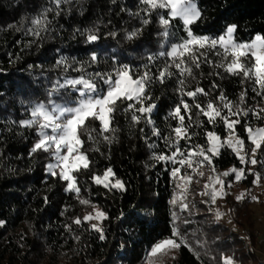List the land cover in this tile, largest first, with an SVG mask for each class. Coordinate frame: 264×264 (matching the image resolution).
<instances>
[{
    "label": "trees",
    "instance_id": "1",
    "mask_svg": "<svg viewBox=\"0 0 264 264\" xmlns=\"http://www.w3.org/2000/svg\"><path fill=\"white\" fill-rule=\"evenodd\" d=\"M197 4L202 18L191 26L197 35L218 36L232 24L237 25L238 41L264 35V0H197ZM49 6V0H0V221L5 222L0 226V264H221V254L234 256L237 264H264L254 254L247 253L243 234L222 219L217 221L210 197L199 194L211 175L207 167L202 169L203 178L191 173L193 181L186 185L183 201L189 208L183 210L180 200L171 203L183 190L170 178L165 166L151 159L152 152L160 151L163 144L156 141L160 148L149 149L144 139V135H150L149 128L143 122L131 126L129 114L118 111L115 115L114 126L118 131L112 144L85 142L83 150L92 163L88 170L74 173L81 189L79 199L75 192L65 191V181L46 172V153L29 155L36 139L34 130L20 128L11 121L27 118V102L45 99L51 82L60 75V70L54 67L60 55L85 60L91 51L111 55L115 50L125 63L140 65L145 62V54L158 51L161 43L155 14L138 38L125 39L126 32L141 27L139 17L130 15L138 11V0H117L115 4L111 0H72L70 13L61 12L59 16L48 13L49 31L42 32L39 38L26 35L25 30L32 27L29 21ZM173 24L176 27L169 42L177 43L185 32L179 20ZM92 28L101 39L88 44L76 29ZM109 32L117 33L116 37L107 35ZM209 56L213 61L218 59L211 53ZM110 63H102L101 68ZM193 71L197 80L186 81L190 89L199 83L209 91L213 81L220 86L208 97L198 96L201 104L217 96L221 89L233 101L242 91L239 78L229 76L222 69L202 63L200 69ZM214 72L221 75H211ZM176 87L175 77L152 87L157 104L152 118L163 131L169 123L164 117L180 99ZM254 95L249 89L248 105L259 101V97L252 99ZM195 113L193 109L194 118ZM249 119L256 127L264 126V121L256 120L251 114ZM92 126L98 128L99 124L94 121ZM141 127L145 128L144 135ZM204 127L209 128L207 123ZM215 131L222 138L225 135L223 125ZM237 133L244 138L245 150L249 151L251 145L242 125L237 126ZM197 142L204 143L203 137L197 138ZM95 147L100 151L92 150ZM257 159L264 160V149L258 151ZM213 163L221 173L233 166L241 167L228 149H223ZM109 167L115 173L114 179L124 183L125 190L105 189L93 182V174L100 175ZM258 169L263 172L264 167L259 164ZM253 179L248 175L241 181L242 186L253 189ZM80 200H88L90 204H82ZM206 200L209 203L202 202ZM250 204L246 197L233 209L234 222L242 229L251 230L255 225ZM93 206L107 216L100 225L103 240L91 222L83 221ZM77 217L82 220L80 225L74 223ZM185 220L190 222L185 224ZM174 226L179 227L192 250L182 245L168 255L158 253L154 257L151 248L171 237ZM194 253L200 254L199 260Z\"/></svg>",
    "mask_w": 264,
    "mask_h": 264
},
{
    "label": "snow or ice",
    "instance_id": "2",
    "mask_svg": "<svg viewBox=\"0 0 264 264\" xmlns=\"http://www.w3.org/2000/svg\"><path fill=\"white\" fill-rule=\"evenodd\" d=\"M49 3V7L29 21L32 27L25 30L26 35L39 38L42 32L49 31L51 24L49 12L59 16L61 12L70 13L72 10V0H49ZM111 3L115 4L117 0H111ZM121 11L125 9L121 8ZM153 14L161 29L157 33L161 43L158 51L145 54L143 64L125 63L115 50L111 55L91 51L85 60L59 56L54 67L60 70V75L51 82L45 99L27 103L21 101L22 104L26 103L27 118L11 121L20 128L34 130L36 139L29 150V155L37 152L46 153L48 157V163L45 164L46 172L67 182L65 191L75 192L79 199L81 189L74 173L88 170L92 163L88 159L87 151L83 150L84 144L86 141H91L94 145L101 141L112 144L118 131L114 126V120L119 111L129 114L131 126L135 127L143 122L149 128L150 135H144L145 128H140L149 149L160 148L156 141L162 142L163 148L160 151H153L151 159L165 166L170 178L178 182L177 187L183 191L171 203L175 204L180 200L183 210L189 208V204L183 201L186 199L184 196L187 191L186 185L193 181L191 173L203 178L202 169L205 167L211 175L207 177L204 190L199 194L209 196L212 204L216 203L218 197L224 198L228 195L226 187L231 188L234 183L246 180L248 175L254 177L253 187L260 186L261 174L254 172L251 166L259 163L264 167V160L257 159V152L264 149V126H254L249 117L251 114L256 120L264 121V107L260 106L264 104V35L257 34L250 41H238L235 37L237 31L235 24L226 26L218 36L197 35L191 27L202 18L197 0H138V11L130 15L139 17L141 27L126 32L125 39L131 41L138 38L143 27L152 23ZM175 20L181 22L185 36L177 43H170L169 37L174 35L176 27L173 24ZM76 32L84 36L88 44L101 39L95 28L84 31L76 29ZM107 35L115 38L117 33L109 32ZM209 53L218 59L213 61ZM107 61L111 63L101 68V64ZM202 63L239 78L242 91L235 101L229 99L221 89L213 99H208L204 104L199 102L198 96L208 97L212 91L220 88L215 81L212 82L209 91H205L199 83L194 88L188 87L186 81L189 78L197 80L193 69H200ZM211 75L220 76L221 73L214 72ZM174 77L177 85L175 91L180 99L164 117L169 123L166 126L167 130L163 131L152 118L157 108L152 87L156 83L164 84ZM249 89L255 94L253 100L259 97V101L253 105L247 103ZM193 109L196 110L195 118ZM201 116L205 119L200 120ZM94 121L98 122V128L92 126ZM205 123L211 130L204 127ZM220 125H223L225 130L223 138L215 131ZM240 125L243 126L251 145L249 151L245 150L244 138L237 133V126ZM153 137L156 140H152ZM199 137H203L204 143L197 142ZM181 141L184 143L181 144ZM223 149L230 150L236 156L241 164L240 168L233 166L222 173L217 172L213 161L221 155ZM92 150L100 151L99 147ZM182 169L191 171L182 172ZM114 176L115 173L109 167L100 175L93 174L91 179L105 189L125 190L121 180L116 179L113 182L110 179ZM229 176H232V179L226 180L225 178ZM246 197L249 202H260L258 196L251 194V189L241 192L236 200L239 202ZM44 199L47 202V197ZM80 202L90 204L88 200ZM202 202L209 203L207 200ZM93 208L95 215L88 213L83 217V221L107 218L106 213L96 210L95 206ZM215 215L219 221L226 214L217 209ZM173 216L174 219H178L175 214ZM189 222L183 221L185 224ZM4 223L0 221V226ZM74 223L80 225L81 218L77 217ZM68 227L71 230L70 226ZM91 227L101 232L99 237L101 240L105 239L102 229L96 224H92ZM182 245L192 250L179 227L174 226L172 236L157 242L150 252L154 257L158 253L168 255ZM194 254L199 260L200 254ZM221 264H236V261L234 256L221 254Z\"/></svg>",
    "mask_w": 264,
    "mask_h": 264
},
{
    "label": "rangeland",
    "instance_id": "3",
    "mask_svg": "<svg viewBox=\"0 0 264 264\" xmlns=\"http://www.w3.org/2000/svg\"><path fill=\"white\" fill-rule=\"evenodd\" d=\"M262 107H264V105ZM257 156H258V152H257ZM258 166L259 164L251 166L254 172H259L261 174L260 186H256L253 189H251V194L258 196L259 201H260L259 203L251 202L250 204L251 211L253 212L254 222H255V225L251 230H249L250 228L242 229L240 225H237L234 222L235 217L233 214V209L241 205L242 202L245 200L244 199L238 202L236 200V197L240 195L241 192H244L247 190L246 188L242 186L241 182L234 183L231 188L226 187L225 190L228 193V195L225 196L224 198L218 197L214 205H215L216 210L219 209L222 213L226 214L223 216L222 220L225 223H227L230 227L235 228L237 231H239L241 234L244 235L245 249H246V241L249 239L253 240V242L255 243V247H256V252L254 255L256 256L257 259H259L262 263H264V241H262L261 238H259L258 236H256L255 238V234L257 231H262V233H264V170L262 172V170L258 169ZM110 179L113 180V182L116 180L114 179V177H111ZM225 179L229 180V177ZM218 187L219 186L217 185V188ZM95 209L102 211L99 208H95ZM89 213H92L94 216L95 215L94 209ZM102 220L92 219L89 222H91V224H96L100 228ZM229 221H231V223H229Z\"/></svg>",
    "mask_w": 264,
    "mask_h": 264
},
{
    "label": "built area",
    "instance_id": "4",
    "mask_svg": "<svg viewBox=\"0 0 264 264\" xmlns=\"http://www.w3.org/2000/svg\"><path fill=\"white\" fill-rule=\"evenodd\" d=\"M256 236H258L259 238H261L262 241H264V233H262V231H257L255 234V238ZM246 251L248 254H255L256 247L253 240L249 239L246 241Z\"/></svg>",
    "mask_w": 264,
    "mask_h": 264
}]
</instances>
